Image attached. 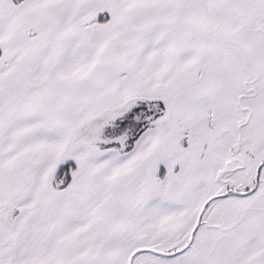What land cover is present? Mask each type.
<instances>
[{
  "label": "snow or ice",
  "instance_id": "1",
  "mask_svg": "<svg viewBox=\"0 0 264 264\" xmlns=\"http://www.w3.org/2000/svg\"><path fill=\"white\" fill-rule=\"evenodd\" d=\"M0 264H264V0H0Z\"/></svg>",
  "mask_w": 264,
  "mask_h": 264
}]
</instances>
